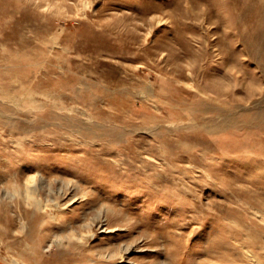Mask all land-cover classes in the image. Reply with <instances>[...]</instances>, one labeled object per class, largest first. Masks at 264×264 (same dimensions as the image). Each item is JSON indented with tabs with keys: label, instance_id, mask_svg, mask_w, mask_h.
I'll return each mask as SVG.
<instances>
[{
	"label": "rangeland",
	"instance_id": "1",
	"mask_svg": "<svg viewBox=\"0 0 264 264\" xmlns=\"http://www.w3.org/2000/svg\"><path fill=\"white\" fill-rule=\"evenodd\" d=\"M3 203L0 264H264V0H0Z\"/></svg>",
	"mask_w": 264,
	"mask_h": 264
},
{
	"label": "bare ground",
	"instance_id": "2",
	"mask_svg": "<svg viewBox=\"0 0 264 264\" xmlns=\"http://www.w3.org/2000/svg\"><path fill=\"white\" fill-rule=\"evenodd\" d=\"M18 172L19 171H14L10 173L5 172L4 176H7L9 174V177H11L8 179L9 184H7L9 185L7 195L8 198H10L11 200H9L8 202L15 203L16 207H19L21 209L26 207L28 218H32L34 221L36 219L39 220V225L38 227H36V229L32 227L30 231L26 232V240L28 239L30 241H33L35 239V233L36 235L37 233H41L42 226H46L45 224L47 222H50L53 224L61 225V229L59 230V233L57 235V237H59L58 241L60 245H63L65 244L64 242H66V244L72 246L75 243L83 242L86 237L84 234L85 232L83 230H85L88 225H85L84 227L81 225L80 227H82V230L74 229L68 223V219L64 218V216L61 214L64 213V210L67 208L64 205H67V203L70 202L72 198L69 199L68 202L62 203V196L60 195H66L67 192L70 191L69 185L71 184V182L69 180H64L62 183L59 181L62 185L60 184L61 186L57 188V185L54 182L44 185L45 178L42 174L37 173L30 174L28 176H22ZM64 197L66 199V196ZM7 206V204L0 206V218L1 220L3 219L6 224L8 223V226L6 225L5 228L0 227V231H3L4 234L8 235L11 230L8 227H11L10 223H12V221L11 218L8 216ZM90 231L91 230L89 228L87 230V233H90Z\"/></svg>",
	"mask_w": 264,
	"mask_h": 264
}]
</instances>
